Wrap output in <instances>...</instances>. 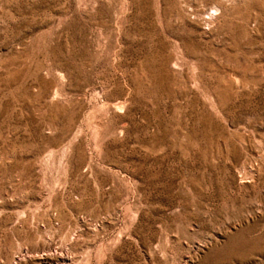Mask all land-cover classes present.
Returning a JSON list of instances; mask_svg holds the SVG:
<instances>
[{
  "label": "rangeland",
  "instance_id": "rangeland-1",
  "mask_svg": "<svg viewBox=\"0 0 264 264\" xmlns=\"http://www.w3.org/2000/svg\"><path fill=\"white\" fill-rule=\"evenodd\" d=\"M0 264H264V0H0Z\"/></svg>",
  "mask_w": 264,
  "mask_h": 264
}]
</instances>
